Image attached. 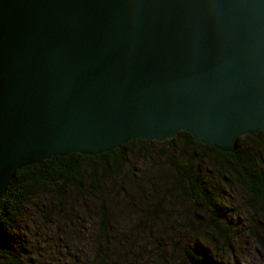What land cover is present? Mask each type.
<instances>
[{"label": "water", "instance_id": "water-1", "mask_svg": "<svg viewBox=\"0 0 264 264\" xmlns=\"http://www.w3.org/2000/svg\"><path fill=\"white\" fill-rule=\"evenodd\" d=\"M178 132H264V0H0V197L14 173Z\"/></svg>", "mask_w": 264, "mask_h": 264}, {"label": "rangeland", "instance_id": "rangeland-1", "mask_svg": "<svg viewBox=\"0 0 264 264\" xmlns=\"http://www.w3.org/2000/svg\"><path fill=\"white\" fill-rule=\"evenodd\" d=\"M173 138L171 144L135 142L125 148L119 173L101 180V195L66 188L61 198L48 190L31 201L11 230L25 244L23 264H194L187 251L196 246L205 248L214 264H264V219L254 213L245 191L214 162L190 155L181 137ZM241 144L254 147L251 140ZM254 153L264 173V148ZM186 162L201 166L229 209L234 236L230 241L226 236L227 247L205 229L209 219L199 203L167 194L176 167ZM101 200L109 218L105 232L98 226ZM197 222L205 229L201 236L193 232Z\"/></svg>", "mask_w": 264, "mask_h": 264}, {"label": "trees", "instance_id": "trees-1", "mask_svg": "<svg viewBox=\"0 0 264 264\" xmlns=\"http://www.w3.org/2000/svg\"><path fill=\"white\" fill-rule=\"evenodd\" d=\"M175 136L183 139L184 147L190 151V155L200 156V162L209 160L214 162L229 182L240 186L247 194L254 213L264 219V173L254 153L256 148H264L262 142L264 132L237 138L235 146L228 153L195 142L184 132H178ZM174 140L175 138H171L165 141L171 144ZM248 140L252 141L253 149L241 144ZM135 142L142 147L150 145L140 140H131L117 149L97 155L70 153L17 170L0 197V264H23V256L26 254L25 244L14 239L11 230L17 229L23 211L31 201L48 190H53L61 198L66 188L101 195L103 186L101 180L104 178L107 180L119 173L117 169L125 162L127 156L125 148ZM174 175L175 179L167 188V194L175 195L184 201L199 203L209 219V225L205 229L211 230L222 241V245L227 247L226 236L229 235V241L234 236V230L230 227L229 216L226 213L229 209L221 204L220 192L209 183L208 177L202 173L201 166L186 162L176 167ZM98 212L99 230L105 232L109 218L102 200ZM199 224L197 222V226L193 228L195 236H201L205 231ZM252 234L257 238L254 232ZM187 256L194 264L215 263L213 256L209 255L202 246L187 251Z\"/></svg>", "mask_w": 264, "mask_h": 264}]
</instances>
